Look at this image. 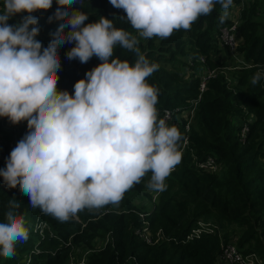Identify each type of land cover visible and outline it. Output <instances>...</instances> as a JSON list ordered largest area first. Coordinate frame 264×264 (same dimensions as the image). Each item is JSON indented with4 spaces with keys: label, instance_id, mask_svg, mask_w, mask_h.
Returning a JSON list of instances; mask_svg holds the SVG:
<instances>
[{
    "label": "trees",
    "instance_id": "obj_1",
    "mask_svg": "<svg viewBox=\"0 0 264 264\" xmlns=\"http://www.w3.org/2000/svg\"><path fill=\"white\" fill-rule=\"evenodd\" d=\"M241 3L242 0H234V4ZM56 8L54 2L51 10L34 14L40 28L37 39L45 47L60 24L59 20H50ZM80 10L89 16L86 24L97 22L103 16L113 20L117 28L137 37L141 53L157 65V71L146 78V83L158 94L157 116L164 110H194V122L181 162L166 178V187L155 200L153 194L145 192L149 172L123 194L119 205L109 204L98 211L84 209L76 217L61 222L31 207L29 197L19 187L9 188L0 177V222H4L5 213L9 211V200L15 198L21 203L14 211L29 223L28 231L39 238L38 246L26 258L27 264H68L73 247L93 250L88 264H216L221 241L229 243L232 236L237 237L241 253H255L264 261V79L256 85L250 82L257 71H264V21L260 18L259 1L248 6L244 2L239 26L242 43L238 52L253 67L238 69L235 66L230 70L231 78L224 70L228 67L218 61L225 51L217 39L219 28L231 25L228 18L220 21L219 5L210 15L194 22L190 30H174L164 39L140 38L136 30L121 19H126V13L114 8L109 0H83ZM23 19L24 16L17 15L9 24L14 26ZM68 31L66 27L65 34ZM74 46L65 44L58 49L61 70L57 85L60 91L73 94L75 83L85 79L86 73L101 63L95 57L87 64L69 60L66 53ZM202 57L205 63L200 62ZM113 58L134 64L136 55L117 45ZM182 58L192 59V67H202L203 71H219L208 81L203 93L201 76L193 74L186 79L178 70L177 63ZM169 64L170 70L166 67ZM193 102L198 103L194 106ZM180 113L175 114L174 123L168 125L175 126L181 133L179 151L187 124L185 119H178ZM244 124L249 126V131L241 141L239 133ZM27 131L26 121L13 125L7 118H0V169L6 168L11 150ZM210 156L221 166L216 174L198 169L197 163ZM135 197L148 199L150 208L136 205ZM141 215H145L144 218ZM38 219L50 226L51 231H47L45 237L34 233ZM144 222L154 235L162 231L164 239L157 245H149L135 234ZM199 222L216 225L224 232L223 239L218 235H205L188 241L187 237ZM99 241L104 242L100 248ZM69 242L71 245H67ZM20 245L4 264H21L26 247Z\"/></svg>",
    "mask_w": 264,
    "mask_h": 264
},
{
    "label": "clouds",
    "instance_id": "obj_2",
    "mask_svg": "<svg viewBox=\"0 0 264 264\" xmlns=\"http://www.w3.org/2000/svg\"><path fill=\"white\" fill-rule=\"evenodd\" d=\"M57 8L51 19L60 21L47 45L37 39L34 15ZM126 13V21L140 37H170L174 30H190L202 16L220 6L221 22L234 0H109ZM83 0H2L0 6V118L13 125L27 122L28 131L11 150L0 177L9 188L29 197L30 206L61 222L87 209L119 205L123 194L151 173L147 187L163 191L165 180L182 159L181 133L158 119V94L146 83L157 71L141 53L138 39L101 16L80 10ZM78 6V7H77ZM27 14V15H24ZM21 15L16 25L9 20ZM69 28L65 34L64 29ZM75 46L69 60L101 63L74 85V94L57 87L61 70L58 49ZM136 55L134 64L114 59L116 46ZM264 71L251 77L256 85ZM9 200L0 222V256L11 258L29 231Z\"/></svg>",
    "mask_w": 264,
    "mask_h": 264
},
{
    "label": "built area",
    "instance_id": "obj_3",
    "mask_svg": "<svg viewBox=\"0 0 264 264\" xmlns=\"http://www.w3.org/2000/svg\"><path fill=\"white\" fill-rule=\"evenodd\" d=\"M244 2L245 0H242V3L238 4L237 8L233 7L229 10V16L227 18L231 22V25L227 27H220L219 34L217 36L220 48L224 50L228 49V51L237 59L236 66L238 69L242 67H253L251 65H248L245 61L238 59V57L240 56L238 53V48L242 43V38L239 34V26L241 24V16L244 10ZM205 61L206 60L204 57L200 59L201 63H205ZM218 74V70H206L203 72V75H201L202 82L200 86V90L202 93L207 89L208 81L212 78H215ZM197 103L198 102H193L194 106H196ZM185 112L187 111L164 110L161 111L158 115V119H164L167 125L174 123L173 118L175 114L180 113V115L182 116L180 117L186 120L187 124L184 130V142L182 143V145H180L181 154L184 152L185 148L189 144V133L191 130L190 126L192 123L190 121V118L191 120L193 119L195 111H188L190 115H192V117H190L189 115V119H187L188 116L185 115ZM248 131L249 126L247 124H244L241 129V132L239 133L241 141H244L246 139ZM197 166L200 171L206 173L216 174L221 171V166L218 164L217 160L211 156L204 161L198 162ZM144 216L145 215H141L142 218H144ZM219 230L220 229L212 223L199 222L198 226L187 237V240L192 241L195 239H200L202 236L205 235L219 236ZM47 231H51L48 223L45 221H41V219H38L34 226V233L38 234L40 237H45ZM135 234L138 235L143 241H145L149 245H157L161 240L164 239L162 231H159L156 235H154L151 232L149 224L147 222H144V225L141 229H136ZM219 237L221 238V240L223 239V237ZM108 241L109 239L107 240V242ZM103 243V241H99L98 248H100ZM67 245H71V243L69 242ZM92 252L93 250L73 247L68 264H88V256ZM1 257L3 256H0V258ZM26 261L28 262V259H26ZM216 264H264V261L255 253L248 255H244L243 253H241L237 246V237L232 236V241H230L229 243H225V241L223 240L221 241V253L217 257Z\"/></svg>",
    "mask_w": 264,
    "mask_h": 264
},
{
    "label": "rangeland",
    "instance_id": "obj_4",
    "mask_svg": "<svg viewBox=\"0 0 264 264\" xmlns=\"http://www.w3.org/2000/svg\"><path fill=\"white\" fill-rule=\"evenodd\" d=\"M256 0H245V5H251L252 3H254ZM259 1V3H260V5H261V16H260V18H262L263 19V21H264V0H258ZM0 6H2V0H0ZM233 7H238V4H233V6H232V8ZM139 35V34H138ZM140 37V36H139ZM140 38H142V37H140ZM239 53V52H238ZM239 57H238V59L239 60H243L244 61V58H243V56L239 53ZM218 61L220 62V63H223L225 66H227L228 68L227 69H224L225 71H226V73H227V76L229 77V78H231L232 77V74H231V72H230V70H232L235 66H236V64H237V59L229 52V51H224L223 52V54H222V56H220V57H218ZM217 60V59H216ZM188 64L187 66H185L184 67V64ZM192 59H190V58H188V59H183L182 58V60H181V62H179V63H177V68H178V70L182 73V75L186 78V79H188V78H190L193 74L194 75H199V76H201V75H203V72L204 71H206V70H204L203 71V68L202 67H192ZM249 65V64H248ZM191 66V67H190ZM196 66H198V64H196ZM167 67V69H172L171 67V65L169 64L168 66H166ZM186 114L185 115H187L188 116V118L187 119H189V115H190V113L187 111V112H185ZM182 117V116H181ZM181 117H179L178 119H181ZM190 117H192V115H190ZM190 121L192 122V124H193V122H194V117H193V119L191 120V118H190ZM150 180V175H148V176H146V182H145V192H148V193H151V194H153L154 195V200L155 199H157V197H158V195L160 194V191H154V190H151V189H149L148 187H147V184H148V181ZM134 202L136 203V205H138V206H140V207H144V206H146V207H149L150 208V206H151V204H150V202H149V200L148 199H144V198H142V199H137V197H135V199H134ZM25 219H27V218H25ZM28 222H25V225H26V228L28 227ZM31 225H34L33 223H31ZM223 231H221V230H219V236H221V237H223ZM29 241L26 243V242H23L21 245H20V242L19 243H17V245L16 246H22V247H26V249H25V251H24V259L26 260V258H29V256H31V253L36 249V247L38 246V242H39V238L35 235V234H32V233H30L29 232ZM84 248V247H83ZM23 259V260H24ZM8 260V258H5V257H1L0 258V264H4L6 261ZM25 263H27V261L25 262ZM25 263H23V262H21V264H25Z\"/></svg>",
    "mask_w": 264,
    "mask_h": 264
},
{
    "label": "water",
    "instance_id": "obj_5",
    "mask_svg": "<svg viewBox=\"0 0 264 264\" xmlns=\"http://www.w3.org/2000/svg\"><path fill=\"white\" fill-rule=\"evenodd\" d=\"M22 262H23V263H25V262H26V260L24 259Z\"/></svg>",
    "mask_w": 264,
    "mask_h": 264
}]
</instances>
